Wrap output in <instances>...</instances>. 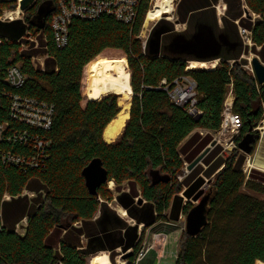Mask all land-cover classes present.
<instances>
[{
    "label": "trees",
    "instance_id": "obj_1",
    "mask_svg": "<svg viewBox=\"0 0 264 264\" xmlns=\"http://www.w3.org/2000/svg\"><path fill=\"white\" fill-rule=\"evenodd\" d=\"M45 1L36 0L22 20L0 22V123L10 119V101L1 93L3 88L54 105L51 128L38 131L49 140L41 167L21 170L0 162V264H88L86 254L97 240L89 229L96 223L104 231L119 230L110 238L111 259L104 251L91 264H115L118 246L124 251L133 248L129 264H134L145 229L166 219L172 200L175 206L180 198L189 178L183 182L177 178L184 160L191 161L211 138L202 139L185 158L181 154L188 141H183L196 128L219 129L230 89L235 97L233 110L242 117L238 147L205 193L207 223L196 235L185 229L175 264H264V199L252 194H264V182L246 177L241 169L245 154L239 148L249 131L259 134L257 125L264 115V83L245 67L248 59L242 57L253 51L264 62V0H223L226 9L221 15L217 9L220 0H178L176 21L186 27L176 29L173 21L162 17L145 40L140 33L152 5L151 0H141L133 24L106 15L74 18L64 47L55 44L51 28L58 0H52L54 8L43 27L31 21ZM6 8H17V0H0V11ZM239 26L251 31L252 46L242 39ZM26 34L37 36V47L34 43L21 47L23 41L28 43ZM39 55L45 56L44 68L32 63V57ZM216 59L212 69H187L192 60ZM12 64H20L28 77L22 88L3 82ZM183 74L197 82L200 114L187 112L159 88L163 80L172 82ZM93 78H101L93 81L95 94L111 93L95 97ZM117 93L122 102L133 93L132 104L126 103L121 110ZM13 124L18 130L25 128ZM105 128L107 139L123 131L117 140L107 142ZM257 142L258 138L254 149ZM2 150L29 153L17 141H0ZM97 157L108 170V181L93 195L82 171ZM151 170L166 177L154 181ZM109 181H114L116 198L135 220L134 225L120 219L108 205L114 198ZM125 182L128 190L123 187ZM25 189L34 195L23 193ZM193 206L187 202L183 212L188 214ZM98 210L101 214L94 220ZM25 217V232L19 233L17 225ZM140 223H144V231L139 235ZM83 235H88L86 246Z\"/></svg>",
    "mask_w": 264,
    "mask_h": 264
},
{
    "label": "built area",
    "instance_id": "obj_2",
    "mask_svg": "<svg viewBox=\"0 0 264 264\" xmlns=\"http://www.w3.org/2000/svg\"><path fill=\"white\" fill-rule=\"evenodd\" d=\"M19 2V0H17ZM141 0H58L57 11L51 19V28L54 42L58 47H64L69 40V25L74 18L96 19L101 16H112L117 20L133 24L139 14ZM17 9L18 4H17ZM14 11H0V21H13ZM17 19V18H16ZM240 33L245 43L250 42L251 31L240 26ZM2 37L0 35V43ZM248 41V42H247ZM40 56V55H39ZM36 56H33V58ZM41 68H44L45 56L42 55ZM27 75L23 72L20 64H12L5 71L3 82L11 88H22ZM159 88L165 90L172 102L182 107L191 114H200L202 110L198 108L197 82L189 74L176 77L172 82L163 80ZM1 93L9 98L10 119L0 123V141L20 142L29 149V153H19L13 150L0 151V162L15 165L21 170L28 168H40L45 148L49 145V140L38 131L49 130L53 123L54 105L35 97L21 94L13 90L2 89ZM229 98H232L229 101ZM234 94L229 90L222 110L220 127L213 131L214 140L222 147L223 155H230L238 147L237 140L240 138L242 128V117L233 110ZM17 125H25V128L18 130ZM35 129V132H30ZM205 132L201 131L203 134ZM227 157V156H226ZM242 171L246 169L242 167ZM188 172V164L184 163L181 172L177 175L178 180L182 181ZM250 169L247 177H249ZM6 197H9L6 195ZM3 227L2 214L0 213V230ZM162 234L145 239L137 251L134 264H138L147 253L153 248L162 245ZM161 256V255H160ZM163 257V255H162Z\"/></svg>",
    "mask_w": 264,
    "mask_h": 264
},
{
    "label": "crops",
    "instance_id": "obj_3",
    "mask_svg": "<svg viewBox=\"0 0 264 264\" xmlns=\"http://www.w3.org/2000/svg\"><path fill=\"white\" fill-rule=\"evenodd\" d=\"M221 1H223V0H220V2ZM146 19H147V17H146ZM0 22H4V21H0ZM5 22H9V21H5ZM145 22H146V20H145ZM145 22H144V24H145ZM176 22L179 23L178 21H176ZM182 24H184L185 27H186V24L185 23H182ZM244 55L245 54H243L242 57ZM214 61H216V63H217L218 62V59H216ZM208 62H211V61H208ZM216 63H215V66H216ZM95 79H100V78H93L92 81H91V91H92V94L95 97H103L105 94L111 92V91L106 92L103 95H97V94H95L93 92V88H92V84H93V81ZM229 99L231 100L232 98H229ZM108 125L106 126V128L108 127ZM106 128H105V130L103 132V137H104V139L107 142H113V141L117 140L120 137V135H121V133L123 131L122 130L121 133L119 135H117L116 137H113L111 139H107L105 137ZM204 130H205V132L202 134L201 131H204ZM212 133H213V130L204 129V128H196L183 141L182 144H185V142L188 141L187 142V145H185V147L183 149L185 153H182L181 154L182 157L185 158L184 156H186V153H189V152L193 151L196 148V145L200 141H202V139L207 138V137H210L211 138L210 142L191 161L184 160V163H187L188 166H189V164L198 155H200L205 149L209 148V151L205 154V156L202 158V160L199 163H197V165H195L192 169H189L188 168V172L184 175V177L182 179V182L184 181V179L186 177H189V178L186 181H184V183H183V189L179 193L180 198L177 199L176 205L173 206V203L174 202L172 200L171 205L166 210V219L159 220L154 225H152V226H150V227H148V228L145 229V235H144L143 241L145 239H151V238H153V236H158L159 234H162L163 237H168V240H170L169 237L170 238L173 237L175 239L170 240V243H168L167 246H166L167 249H163V248H160L159 249L157 247L156 249L150 250V252L146 255V257L144 259H142L138 264H175L177 255H176L175 258H172V257H168L167 258L165 256H166L167 251L169 249L175 251V249L173 247V245L175 243H171V242H173V240H179L178 238L181 236V232H180L181 230L180 229H181V226L184 227V225L182 224L179 227L171 226L170 224H171V220L172 219H170V218L171 217H176L177 220H180V218L184 214V212H183L184 205L188 202V200H190V198L192 199L195 196V194L202 188L201 185H202L203 179H204L203 175L208 176V177H211L212 175H214L219 169H221V167L224 165L225 160L227 158L225 155H223L221 153L222 147H221V145L219 143L216 142L214 145H211L212 141H214V138H213V134ZM261 137H262V132H261ZM260 140L261 139L258 140V145H259V141ZM258 145H257V147H258ZM242 167H244V166H242ZM251 168L252 169L253 168H256V169H259L261 171H264L263 169H260L258 167H254V166H251ZM251 168H250V174H249V177L248 178H250L251 176H253L252 175V169ZM195 169H199V171H197V172L194 173V170ZM253 178L256 179V180H258V181L264 182V180H261V179L255 177V176H253ZM108 186H109L110 190L113 191V194H114L113 200L110 201L108 203V205L113 210L116 211V215L120 219L125 220L129 225H134L135 224V220L129 216V214L127 212V209L123 205H121L118 202L117 198H116V196L118 194V191L115 190V183H114V181H109L108 182ZM123 187H124L125 190H128L129 189L128 183L125 182L124 185H123ZM23 193H28L30 196H33L34 195L33 192L31 193L27 189H25ZM5 198L6 199H10V196L9 197H6V195H5ZM140 198L142 199V197H136V200H139ZM143 201L144 200L142 199L141 202H143ZM119 208L123 209L124 212L121 213V210ZM123 213H125V214H123ZM100 214H101V210H98V212L96 213V215L94 217V220H96L100 216ZM114 219H115V222L116 223L120 224V221L117 218L114 217ZM185 223H186V221L184 222V224ZM26 225H27V217H25L17 225L16 231L19 232V233H24L25 232V226ZM75 225L79 226V225H81V222H76ZM121 226H123V225H121ZM117 230H119V228L118 229H112V230H105V231L104 230H101L100 229V225L98 223L94 224V228L89 229L90 235H92L93 238L96 237L97 240L90 246V252L86 254V257L85 258H86L88 264H91V260H92V258L95 255H97L98 253L104 252V251L105 252H108V255L110 257V252H111L109 250L111 248L109 246L110 238H111V235L114 234ZM120 230H122L124 232L125 231V228L124 227H120ZM143 231H144V223H140L138 225V234L139 235L142 234ZM176 237H177V239H176ZM82 242H83L84 246L87 245L88 235L87 236H85V235L82 236ZM117 250H122V253H121L122 254V260L120 262H118L117 264H129L132 261L131 260V256H128L126 258L123 257L126 252H128L130 250H133L132 247H129L126 251H124V249H123L122 246H118V247H116L115 251H117ZM176 250H177V252L179 250V247L177 248V245H176ZM162 255H163V257H162ZM161 258L163 259L162 262L160 261ZM110 259H111V257H110ZM115 259H116V257H115ZM111 262H112V260H111ZM112 264H114V263L112 262ZM115 264H116V262H115Z\"/></svg>",
    "mask_w": 264,
    "mask_h": 264
},
{
    "label": "water",
    "instance_id": "obj_4",
    "mask_svg": "<svg viewBox=\"0 0 264 264\" xmlns=\"http://www.w3.org/2000/svg\"><path fill=\"white\" fill-rule=\"evenodd\" d=\"M36 0H19L18 8L25 12L30 9ZM54 8V4L52 0H47L40 4L36 14L32 18V22L37 24L38 26L43 27L45 22V17L47 14ZM247 15V12H246ZM165 16V15H164ZM179 22V21H178ZM240 27V26H239ZM240 31V30H239ZM241 34V33H240ZM242 36V35H241ZM243 39V37H242ZM244 40V39H243ZM245 42V41H244ZM218 63V62H217ZM252 70L254 75L259 83H264V63L260 60L258 56H254L251 60ZM212 69V68H211ZM111 93V92H109ZM107 93V94H109ZM116 93V92H114ZM105 94V95H107ZM133 95V93H132ZM127 103V100L120 104L121 110L124 105ZM132 104V100H131ZM261 137V133L255 135L254 132L249 131L239 142V148L244 152L250 154L254 150V143L256 142V138L258 140ZM216 141H212L211 145H214ZM209 151V148L205 149L200 155H198L188 166L189 169H192L197 163H199L205 154ZM83 176L85 178L86 186L89 192L93 195L98 194V189L108 181V170L104 167L101 158H93L83 169ZM152 180L156 181L159 179H163L165 175H159L158 171L151 170L149 173ZM194 201L199 202L195 204L192 209L187 214L186 223L184 227L187 232L191 235H196L200 229L207 223V203H208V195L204 193V190L201 188L195 196L192 198ZM142 199H139L141 202ZM134 251L130 250L124 254V258L133 255Z\"/></svg>",
    "mask_w": 264,
    "mask_h": 264
},
{
    "label": "rangeland",
    "instance_id": "obj_5",
    "mask_svg": "<svg viewBox=\"0 0 264 264\" xmlns=\"http://www.w3.org/2000/svg\"><path fill=\"white\" fill-rule=\"evenodd\" d=\"M155 1L156 0H151V5L152 6H154V3H155ZM177 1L178 0H174V11L172 12V13H169V14H167L166 16H163L164 14H165V12L164 13H162V17H164V18H168L169 20H171V21H173L174 23H175V25H176V29H179V30H181V29H184L185 28V25L184 24H182V23H177L176 22V5H177ZM17 4H18V1H17ZM151 6V7H152ZM217 9H218V13L221 15V14H223L224 12H225V9H226V5L224 4V2L223 1H221L219 4H218V6H217ZM17 10H20V9H17V8H15L14 10L13 9H8V8H6V11H14V17H15V20H16V18L17 19H24V14H25V12H23V11H21L19 14H17L16 13V11ZM162 17H160L159 16V18H157V20L156 21H154V22H152V23H150L149 24V26L147 27V26H145V24H143V28H142V30H141V33H140V37L143 39V40H145L147 37H148V34H149V32H150V30H151V28H152V26L160 19V18H162ZM146 19V18H145ZM145 22V21H144ZM25 39L24 40H27V42L28 43H26L25 41H23L22 42V44H21V47L22 48H29L30 47V45L31 44H35L34 46L35 47H37L38 46V41H37V36H34V35H30V34H26V36L24 37ZM248 42V41H247ZM248 44L250 45V46H252V41H251V43L250 42H248ZM254 56H258L257 54H255L253 51H249V52H247V53H245V55L243 56L244 58H246V59H248V63L247 64H245V67L246 68H248L250 71H252L253 72V70H252V65H251V60H252V58L254 57ZM259 57V56H258ZM260 58V57H259ZM42 60H43V57H42V55H40V56H36V57H32V63L34 64V66H36V67H38V66H41V62H42ZM261 60V59H260ZM215 63H216V61H215ZM264 63V62H263ZM217 65V64H216ZM103 78V77H102ZM101 79V78H100ZM118 94V93H117ZM119 95V104H120V102H122V96H120V94H118ZM132 98H133V95L131 96V100H132ZM125 100H127V99H123V102L125 101ZM129 100H130V97H129ZM122 102V103H123ZM257 129L260 131V133L263 131V129H264V115H263V117H262V119H261V121L258 123V125H257ZM257 145H258V142H257V144H256V146H255V149L250 153V154H248V153H244V152H242V153H244L245 154V162H244V168L246 169V171L244 172V174L246 175V177H247V175H248V171H249V169L251 168V166L252 165H250L248 162H249V160L251 159V158H253L254 157V154H255V151H256V149H257ZM227 156V158L230 156V155H226ZM226 158V159H227ZM252 169V168H251ZM255 174V175H254ZM252 175L253 176H255V177H257V178H259V179H261V180H264V171H261V170H259V169H256V168H253L252 169ZM203 177H204V179H203V183H202V185H201V187H202V189L204 190V193H206L207 191H209L211 188H212V186H213V181H214V179H215V174L214 175H212L211 177H208V176H205V175H203ZM248 178V177H247ZM252 192V191H251ZM252 194H255L256 196H258V197H260V198H263L264 199V194H262V193H258V192H252ZM191 202L192 203V205H195V204H197L198 202H199V200L198 201H194L193 199H191L190 198V200H188V202ZM114 203V202H113ZM176 217H171L170 219H172L171 220V226H174V227H179V226H181L182 224L184 225V222L186 221V219H187V214H183V216L180 218V220H177V218L175 219ZM185 227H182L181 226V235L183 234V232L185 231ZM181 237V236H180ZM180 237L178 238L179 240H173V242H171V243H175L174 245H173V247H174V249H175V251H173V250H171V249H169L168 251H167V254H166V256L165 257H172V258H175L176 257V255L178 254V252H177V250H176V245H177V248L179 247V244H180ZM169 239L170 240H172V239H175V238H173V237H169ZM176 239H177V237H176ZM163 240V241H162ZM170 240H168V237H162L161 238V241H162V245L159 247V249L160 248H163V249H167L166 248V246H167V244L168 243H170ZM153 249V248H152ZM151 249V250H152ZM154 249H156V248H154ZM118 254H117V256H116V264L118 263V262H120L121 260H122V250H117L116 251ZM150 252V251H149ZM148 252V253H149ZM166 252V251H165ZM147 253V254H148ZM144 259V258H143ZM162 258H161V262H162ZM140 262V261H139ZM138 262V263H139ZM114 263V262H113Z\"/></svg>",
    "mask_w": 264,
    "mask_h": 264
},
{
    "label": "bare ground",
    "instance_id": "obj_6",
    "mask_svg": "<svg viewBox=\"0 0 264 264\" xmlns=\"http://www.w3.org/2000/svg\"><path fill=\"white\" fill-rule=\"evenodd\" d=\"M174 0H156L154 6H152L148 12V16L145 22V26H149L150 23L157 20V18L162 17V13L165 12V16L174 11ZM21 11L17 10L16 13L19 14ZM14 15V13H13ZM163 15V16H164ZM215 67V61L205 62V61H195L189 62L187 69H211ZM229 101H231L229 99ZM131 102L127 99V103ZM123 104V103H122ZM125 106V105H124ZM123 109V108H122ZM259 145L254 154V157L249 160V164L264 170V129L262 131V137L260 138ZM121 213L124 212L123 209L119 208ZM125 214V213H123Z\"/></svg>",
    "mask_w": 264,
    "mask_h": 264
},
{
    "label": "clouds",
    "instance_id": "obj_7",
    "mask_svg": "<svg viewBox=\"0 0 264 264\" xmlns=\"http://www.w3.org/2000/svg\"><path fill=\"white\" fill-rule=\"evenodd\" d=\"M257 264H259V262H257Z\"/></svg>",
    "mask_w": 264,
    "mask_h": 264
}]
</instances>
